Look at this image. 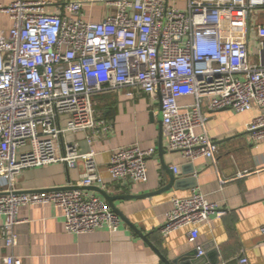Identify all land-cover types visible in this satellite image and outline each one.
<instances>
[{
    "label": "built area",
    "instance_id": "2783aa9c",
    "mask_svg": "<svg viewBox=\"0 0 264 264\" xmlns=\"http://www.w3.org/2000/svg\"><path fill=\"white\" fill-rule=\"evenodd\" d=\"M93 3L111 9L101 20H87L83 6ZM51 4L13 0L2 7L11 19L8 33L0 31V231L8 248L17 242L18 209L28 204L60 208L70 234L117 230L120 219L107 201L86 191H107L92 144L109 124L96 117L95 93L125 88L128 95L141 90L158 97L169 150L187 163L198 157L215 162L218 146L206 133L205 109H264V0H188L186 10L166 0H69L49 11ZM178 96L194 101L180 105ZM197 127L203 131L196 133ZM65 132H85L90 149L80 153L74 143L61 151ZM246 132L253 141L264 139V114L251 118ZM153 153L137 144L116 147L106 172L114 180L145 183V160ZM78 160L83 171L67 188H16L25 168ZM172 171L178 174L179 166ZM165 214L162 236L184 228L200 257L199 227L223 210L194 189L173 197ZM259 230L264 237V225ZM2 263L14 264L13 255Z\"/></svg>",
    "mask_w": 264,
    "mask_h": 264
},
{
    "label": "crops",
    "instance_id": "0c3cea01",
    "mask_svg": "<svg viewBox=\"0 0 264 264\" xmlns=\"http://www.w3.org/2000/svg\"><path fill=\"white\" fill-rule=\"evenodd\" d=\"M13 0H0V31L7 34L11 27L9 15L2 7ZM41 1V0H30ZM47 7L55 11L69 0H47ZM169 6L186 10L188 0H166ZM105 3L85 4L84 18L101 20L110 11ZM250 43L255 44L253 38ZM254 51V49L252 48ZM96 117L109 124V130L95 139L92 148L94 160L101 171L109 196L137 195L127 199H114L112 209L119 217L116 231L98 227L90 232L70 234L65 232L62 211L52 203L20 206L14 226L16 245L8 248L0 231V264L2 257L13 255L14 264H166L192 252L194 245L187 241L184 228L162 236L159 228L165 221V212L171 208L173 197L187 196L199 190L206 198L223 210L221 216L212 214L199 227L196 244L205 249L199 264H264V237L259 227L264 225V139H249L246 125L251 118L264 114L257 105L247 112L233 108L204 110L205 130L217 143L215 162L198 157L187 163L179 152L170 151L162 133L159 115V98L135 90L128 95L125 88L103 90L93 95ZM192 96H178L180 105L192 103ZM201 127L195 129L202 132ZM85 132H65L63 144L76 143L77 151L87 152L90 147ZM137 144L142 149L153 148L146 158L145 183L130 184L114 180L106 172V165L114 148ZM178 165L175 174L172 166ZM83 162L74 165L54 162L44 166L23 169L16 176L19 191L66 187L78 180ZM190 170L193 172L190 173ZM170 171L177 186L155 192L170 182ZM245 173L237 177L236 173ZM220 178H230L222 183ZM86 189L89 195L105 200L96 190ZM149 193L148 195H142ZM142 195V196H139ZM106 201V200H105ZM108 203V202H107ZM109 204V203H108ZM111 207V205L109 204ZM4 217L0 216V226Z\"/></svg>",
    "mask_w": 264,
    "mask_h": 264
},
{
    "label": "water",
    "instance_id": "95a60500",
    "mask_svg": "<svg viewBox=\"0 0 264 264\" xmlns=\"http://www.w3.org/2000/svg\"><path fill=\"white\" fill-rule=\"evenodd\" d=\"M162 119V114L160 112V115H159V121H161ZM193 172V170H190V173ZM170 182L168 183V185L164 186L163 188L155 191V192H150V193H156V192H159V191H163L164 189H168L170 188L171 186H177L179 183H180V180L177 181L176 179H174L173 175H172V172L170 171ZM64 188H67L66 187H56L55 189H64ZM86 189H91L90 187H87ZM101 195L102 197L111 205V208L114 209L115 211H117L113 205V200L114 199H127V198H132V197H138L137 195H119V196H109L107 195L103 190H100L99 188L96 189ZM149 193H145V194H142V195H148ZM142 195H139V196H142ZM202 257V255L200 256ZM200 257H196V251L193 250L192 252H189L188 254H184L182 255V257H178L177 259H175L174 261L172 262H169L168 260H164L166 264H199L198 260L200 259Z\"/></svg>",
    "mask_w": 264,
    "mask_h": 264
},
{
    "label": "rangeland",
    "instance_id": "374dc122",
    "mask_svg": "<svg viewBox=\"0 0 264 264\" xmlns=\"http://www.w3.org/2000/svg\"><path fill=\"white\" fill-rule=\"evenodd\" d=\"M254 45H255L254 43L251 44L252 47H253Z\"/></svg>",
    "mask_w": 264,
    "mask_h": 264
}]
</instances>
